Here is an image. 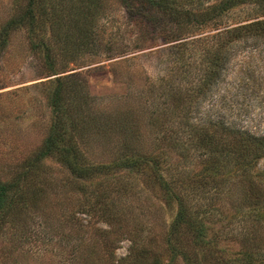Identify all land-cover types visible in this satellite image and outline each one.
I'll return each mask as SVG.
<instances>
[{"label": "trees", "instance_id": "trees-1", "mask_svg": "<svg viewBox=\"0 0 264 264\" xmlns=\"http://www.w3.org/2000/svg\"><path fill=\"white\" fill-rule=\"evenodd\" d=\"M118 1L125 11V22L132 26L138 40L174 42L168 46L172 65L166 69V76L160 78V83L164 86L165 105L180 109L177 129L168 127L169 135L156 140L162 141L165 148L151 144L147 153L124 151L107 163L87 162L80 143L83 144L98 125L105 129L107 122L102 120L100 124V118L94 116L88 93L75 90L72 73L56 75L65 71V66L57 68L56 62L59 58L75 61L81 55L97 51L104 0H13L10 16L0 23V58L13 34L23 31L29 50L41 57L42 75H56L40 83L46 88L54 84L47 96L55 113L33 151L11 165L7 160L1 163L0 157V238L15 240L16 229H27L25 218L30 212L45 214L52 209L55 200L50 194L56 176L48 163L58 165L57 171L63 172L59 186L84 193V182L101 176L110 177L128 168L141 175L147 185L158 188L166 202H175L177 206L175 217L162 239L169 261L161 262L157 254H152L153 260L149 261L151 246L144 243L132 255L130 264H171L181 257L186 264H264V170L260 171L263 178L259 172H253L256 161L264 156V136L251 134L208 114L201 122L191 120L223 74L235 48L248 40L264 38V0ZM251 4L257 7V16L234 24L224 22L232 12ZM204 26L217 31L193 37ZM114 44L109 41V52L117 51L113 49ZM193 81L196 82L193 84ZM183 83L185 87L180 86ZM64 93L70 98L66 99ZM13 118L12 109H0V125L13 123ZM192 147L202 149L200 154L208 169L205 180L202 181L204 176L197 177L183 170V163L169 164V169L175 173L164 177L161 170L167 156L163 155L166 151L162 149L175 150L176 157L186 158ZM228 161L233 162V172L225 171ZM189 182H197L202 187L198 190L205 188L215 194L214 198L236 192L232 188H245L246 201L241 197L237 204V210L242 213L237 219L241 228L230 234L231 240L240 245L238 258L228 261L220 252L216 253L214 247L220 237L214 232L210 233V239L206 237L209 223L206 210L201 211L182 194ZM110 194L111 191L102 190L90 198L82 194L85 198L77 210L91 218H100L109 226L100 228L93 237V244L106 248V256L110 255L115 242L109 237L111 229L117 240L131 237L130 232L121 230L120 225L109 218L114 206ZM62 207L66 208L60 203L65 222L74 221V210L69 207L67 215L70 216L66 218ZM246 208L248 211L245 212ZM88 240L91 242L90 238ZM148 242L151 243L150 238ZM133 243L135 245V241Z\"/></svg>", "mask_w": 264, "mask_h": 264}, {"label": "rangeland", "instance_id": "rangeland-1", "mask_svg": "<svg viewBox=\"0 0 264 264\" xmlns=\"http://www.w3.org/2000/svg\"><path fill=\"white\" fill-rule=\"evenodd\" d=\"M254 6L246 5L232 12L224 22L234 24L257 16L259 11ZM12 8L13 0H0V23L10 16ZM124 13L118 0H104L97 51L81 55L75 61L59 58L56 62L57 68L65 66V71L56 75L72 73L75 90L88 93L94 116L100 118V124L102 120L107 122V126L102 125L105 129L98 125L85 142L80 143L87 162L91 164L107 163L124 151L147 153L151 144L165 148L162 141L156 140L169 135L168 127L174 126L173 130H176L181 120L180 109L165 105L164 86L160 83V78L166 76V69L172 65L168 46L174 42L138 40L132 26L125 22ZM215 31L204 26L193 37ZM109 41L115 42L113 49L117 51L109 52ZM41 65V57L29 50L23 31L14 33L0 58V109H12L14 116L13 123L0 125L1 163L5 160L9 165L17 163L26 153L33 151L52 121L54 106L47 94L53 90L54 84L46 88L40 83L56 75L45 77ZM180 86L185 87V84ZM64 95L66 99L70 98L68 93ZM207 114L251 134L264 136V38L243 42L231 53L223 74L191 120L201 122ZM162 151H166L163 155L167 156L165 167L162 166L164 170H161L164 177L175 173L169 169V164L183 163V170L197 177L204 176L202 181L205 180V170L208 169L200 154L202 149L192 147L186 158L176 157L175 150L166 148ZM228 162L225 171L233 172V162ZM48 164L56 176L50 194L55 200L52 209L45 214L30 212L25 218L27 229H16L15 240L0 238V251L4 250L0 254V264H130L132 255L144 243L151 246L149 261L153 260L152 254L160 255L161 262L169 261L162 239L175 217L177 206L175 202H166L158 188L147 185L141 175L125 168L110 177L101 176L84 182L86 193L73 192L59 186L63 174L57 171L59 166ZM262 170L264 156L256 161L253 172H259L263 178ZM200 188L197 182H189L182 194L201 211L206 210L209 222L206 237L210 239L213 232L220 237L214 247L216 253L220 252L228 261L238 258L240 245L231 240L230 234L241 228L237 219L242 213L237 210V204L241 197L246 201L245 188H232L236 192H230V197L216 198L211 191L205 188L200 191ZM100 190L111 191L114 206L109 218L120 225L121 230L130 232L133 240L131 237L117 240L114 229H111L109 237L115 242L107 256L106 248L93 244V237L100 228L109 226L100 218L77 212L85 198L82 194L90 198ZM60 203L66 206L61 208L65 210L63 217L70 216L67 215L69 207L74 210V221L65 222ZM170 263L186 264L182 257Z\"/></svg>", "mask_w": 264, "mask_h": 264}]
</instances>
